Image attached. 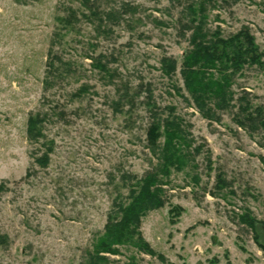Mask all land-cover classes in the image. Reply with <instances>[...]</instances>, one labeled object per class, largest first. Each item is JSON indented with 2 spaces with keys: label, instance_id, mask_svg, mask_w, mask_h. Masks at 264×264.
Here are the masks:
<instances>
[{
  "label": "rangeland",
  "instance_id": "1",
  "mask_svg": "<svg viewBox=\"0 0 264 264\" xmlns=\"http://www.w3.org/2000/svg\"><path fill=\"white\" fill-rule=\"evenodd\" d=\"M91 2L104 21L66 28L79 0H0V264H82L114 199L127 195L122 176L156 167L147 90L189 125L190 155L162 177L164 206L143 218L148 249L134 238L110 255L114 264H264V0ZM200 16L208 37L246 30L260 53L234 73L233 106L217 121L182 96L191 34L182 23ZM166 56L174 74L162 69ZM37 112L47 118L32 141Z\"/></svg>",
  "mask_w": 264,
  "mask_h": 264
},
{
  "label": "trees",
  "instance_id": "2",
  "mask_svg": "<svg viewBox=\"0 0 264 264\" xmlns=\"http://www.w3.org/2000/svg\"><path fill=\"white\" fill-rule=\"evenodd\" d=\"M79 1L80 6L70 7L67 16L62 20L66 28L73 27L83 19L92 21L91 17L96 18V16L101 19L100 24L104 21L96 10L98 8L93 9L92 5L95 3L91 0ZM189 8L194 17L196 11L192 9V6ZM185 14L183 12V16ZM113 15L115 14L107 12L105 17L109 18ZM200 19L197 21L193 18L189 20V23H182L183 30L191 31L190 48L184 53L180 70L184 89L188 95L182 96L193 104L203 117L217 121L220 119V111L233 106L234 73L246 63L259 62L257 56H260V53L257 52L253 38L246 30L228 39L222 38L217 31L210 38L203 26V17L200 16ZM244 42L246 46L243 45ZM99 63L102 70H107L105 64H101L100 60ZM161 64L166 75L175 73L177 64L172 57L162 58ZM174 89L178 93L181 92L176 86ZM87 91V85H83L73 93V96L80 98ZM152 95V92L147 90V105L152 104V107L151 121L146 128V144L149 151L157 158L156 167L148 170L140 178L131 174L122 176L126 183L127 195L120 198L121 194H118L119 196L117 195L114 199L104 226V233L88 249L82 264H114L110 255L118 254L119 246L131 242L134 238L137 240L136 246L142 243L145 249H148L140 231L143 218L149 212L164 206V186L167 182L162 177L170 174L171 166L180 168L190 155L188 149L192 140L189 137V125L176 113L173 106H168L167 113L164 115V110L155 102L152 103ZM131 100L132 98L128 102ZM119 105L121 104L117 102L116 109H119ZM130 109L133 107L131 106ZM46 118L47 114L40 112L29 116L27 134L30 140L39 141L43 137L42 130ZM51 152L52 149L47 145L46 151L35 158V161L41 166H47ZM6 190V185L1 183L0 193ZM0 240L4 241L3 237H0Z\"/></svg>",
  "mask_w": 264,
  "mask_h": 264
}]
</instances>
